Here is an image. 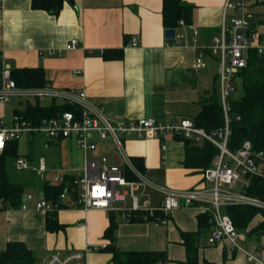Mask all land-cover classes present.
I'll return each mask as SVG.
<instances>
[{"label":"crops","instance_id":"1","mask_svg":"<svg viewBox=\"0 0 264 264\" xmlns=\"http://www.w3.org/2000/svg\"><path fill=\"white\" fill-rule=\"evenodd\" d=\"M183 1L193 9L191 22L178 23L175 27V35L184 40L183 44H178L174 38L164 36L162 0H65L57 13L34 9L31 0H0V88L5 67H42L46 84L84 90L87 99L102 105L112 119L153 117L172 122L183 117L193 118L212 87H217V70L210 66V61L216 62L214 57L205 52L206 67H195L197 45L210 44L212 37L219 33L225 0ZM249 3L251 23L264 35L261 22L264 0ZM234 13L231 9L226 11V23ZM193 30L198 31L197 44L192 41ZM133 36L138 41L136 46L129 44ZM71 38H77V48L63 50L60 55L49 54L50 50L63 48ZM109 49L122 51L121 57L104 58L101 51ZM77 70L80 73L77 74ZM36 101L41 106L61 104L47 97L25 102L13 99L0 102V118L9 122L13 112L24 110L27 102L34 104ZM37 134L42 133H28L22 137L31 136L26 146L38 140ZM42 135L44 150H52L51 154L39 155L45 159L48 178L56 175L58 169L64 175L79 176L89 161L102 162L104 159L107 164L122 165V155L110 140L94 138L95 149L84 152L71 137L53 140ZM19 140L18 154L36 164L39 156H32L26 147L19 152ZM122 146L146 180L137 183L133 192L137 196L138 209L132 210V198L126 186L118 187L124 196L114 203L116 209L110 211L83 210L70 205L67 197L62 200L65 206L55 212L60 226L47 230V213L34 208L40 193V188L34 186L27 191L24 189V194H31L26 209L21 205L0 209V249L9 241H21L38 262L57 249L68 252L102 242L109 246L112 242L105 236V229L112 220L116 247L165 251V264H184L186 250L181 232L196 231L198 215L202 213L193 206H180L169 213L166 223H160L148 215V210L153 209L155 215L163 217L159 206L165 196L164 190L202 186L203 172L183 164L184 141L176 137L156 139L130 135L123 138ZM135 156L142 158L143 171L134 164L132 158ZM127 172L133 177L128 178ZM125 176L137 180L128 169ZM118 209H126L130 214L123 216ZM255 217L249 227L262 218L260 215L254 220ZM209 233L210 225L201 231L198 239V264H203V260L216 264H254L247 260L244 249L254 243H264V236L255 239L244 232L243 249L227 239L210 244ZM86 260L88 264H111V252H91Z\"/></svg>","mask_w":264,"mask_h":264},{"label":"built area","instance_id":"2","mask_svg":"<svg viewBox=\"0 0 264 264\" xmlns=\"http://www.w3.org/2000/svg\"><path fill=\"white\" fill-rule=\"evenodd\" d=\"M258 0H225L223 20L219 33L214 35L208 45H197L199 50L195 67L204 68L207 63L205 52L214 57L217 64V93L224 116V125L213 131H206L197 126L192 118L183 117L172 122L159 121L153 117L112 119L105 113L102 105L91 103L87 99L84 90L73 88H56L49 84L40 87H21L11 78V69H3L4 82L0 88V102H8L16 99L21 102L35 100L37 98H50L75 106V110H63L58 114L42 118L37 123L27 120L20 110L11 114L9 122L0 118V156L6 144L19 140L28 133H42L50 139L73 138L75 145L83 150H93L96 147L94 137L100 140H110L119 149L123 162L122 165L107 164L103 159L86 162L82 173L73 177L68 189L74 192V197L62 192L61 201L68 197L69 204L83 210L102 209L115 210L114 203L123 199L124 193H120L118 187H128L132 198V210L139 208L137 196L133 193L135 185L145 183L144 176L133 165L130 157L124 152L122 140L124 137L135 135L137 137L148 136L163 139L166 136L181 137L194 143L207 140L218 148V153L213 157L211 164L203 172L204 184L184 190L165 189L164 199L159 206L163 217L155 215V210H148V215L160 223L167 222L169 213L180 206H193L202 214L208 215L210 233L207 238L210 244L227 239L235 247L243 249L245 233L236 230L230 216L225 212V207L231 204H247L264 209V200L247 194L245 188L249 185L251 176L264 175V151L254 149L252 142L245 139L235 150L227 146L231 133L229 128L228 113L230 110L229 99L239 86V74L247 66L251 52L257 55L264 53V35L260 34L250 20L249 2ZM231 9L236 12L225 21L226 11ZM182 25L184 22L179 21ZM198 31L193 30L192 41L196 43L195 36ZM175 42L183 44L184 40L175 35ZM138 45L136 37H132L129 43ZM78 47L77 38H71L63 48L50 50L49 54L60 55L63 50H71ZM103 51H101L102 53ZM76 73H80L79 70ZM161 147L164 149L165 145ZM14 167L18 171H30L39 181H50L58 184L64 174L58 173L52 178L47 177V167L42 156L37 158V163L32 164L22 154H18L14 161ZM126 169L130 170L137 180H129L125 176ZM138 181V182H137ZM34 202V208L48 213L54 209V205L44 198L40 190ZM26 197L22 201L21 208H27V201L31 194H23ZM11 207L8 200L0 197V209ZM123 216L130 212L126 209H118ZM108 244L105 242L87 244L80 250L63 252L54 250L48 257L34 264H88L87 254L105 250ZM246 258L254 264H264V246L254 243L248 249H244Z\"/></svg>","mask_w":264,"mask_h":264},{"label":"trees","instance_id":"3","mask_svg":"<svg viewBox=\"0 0 264 264\" xmlns=\"http://www.w3.org/2000/svg\"><path fill=\"white\" fill-rule=\"evenodd\" d=\"M65 0H31V7L57 13ZM193 6L183 0H162V23L164 28H175L180 20L189 24L191 22ZM264 23V20H261ZM103 50L104 58L122 55V51ZM239 86L230 97L229 128L227 146L235 150L241 142L248 139L254 149L264 151V53L257 55L250 53L247 66L239 74ZM11 78L21 87H40L46 84L42 67H21L11 69ZM239 92V93H238ZM75 110V106L51 103L49 106H41L37 101L32 104L27 102L23 116L32 123L39 122L42 118L58 114L63 110ZM20 113V110H16ZM197 126L206 131H213L224 125V116L219 102L217 87L213 86L205 97L201 110L192 118ZM184 141L183 164L186 167L204 172L211 164L213 157L218 153V148L211 142L204 140L194 143L191 140L176 137ZM18 141H10L6 144L0 156V197L8 200L11 207L20 206L24 194V185L14 182L8 173L10 162L18 155ZM134 164L144 170L143 160L140 157L132 158ZM127 177L132 178L130 172ZM73 176L64 175L58 184L50 181H39L38 186L43 192L44 198L54 205V209L46 215V228L53 230L58 228L55 212L65 206L60 199V194L66 192L69 197H74V192L68 189L72 184ZM33 186V187H34ZM245 192L264 200V175L251 176ZM225 212L230 216L236 230L246 232L247 236L259 239L264 236V209L247 204H231L225 207ZM261 214L262 218L252 227H249L252 219ZM114 222L111 220L105 229V236L111 239L112 244L105 250L111 252V264H165L167 256L165 251L151 250H123L113 244ZM209 226L208 215H198V229L196 231L181 232L186 250L184 264H198V239L201 231ZM264 246V243H263ZM36 258L33 252L21 241H9L5 248L0 249V264H34ZM203 264H216L203 260Z\"/></svg>","mask_w":264,"mask_h":264},{"label":"rangeland","instance_id":"4","mask_svg":"<svg viewBox=\"0 0 264 264\" xmlns=\"http://www.w3.org/2000/svg\"><path fill=\"white\" fill-rule=\"evenodd\" d=\"M210 66L211 69H216L217 70V64L216 62H211L210 61ZM215 67V68H214ZM212 71V70H211ZM239 93V92H238ZM37 139L36 141H34L33 144L28 143L27 146L25 144V142H30L29 139L31 136L27 135L24 138H21L19 140V152H23L24 147H26V150L28 149L31 153L32 156L36 157L39 156L40 154H51V148L44 150V145L41 142L43 139V135L42 134H37ZM95 140L98 139L97 137H94ZM8 173L10 175V178L14 181V182H21L24 185V189L25 191H27L28 189H33L34 184L38 185V180L34 175H31L30 171H18L16 170V168L14 167L13 162H10V165L8 167ZM125 188V187H124ZM124 188H121V190H123ZM34 200L32 199V201H30V203H32ZM29 203V204H30ZM124 202H118V204H123ZM261 214H258L254 220H256L257 218L260 217ZM253 224V223H252Z\"/></svg>","mask_w":264,"mask_h":264},{"label":"water","instance_id":"5","mask_svg":"<svg viewBox=\"0 0 264 264\" xmlns=\"http://www.w3.org/2000/svg\"><path fill=\"white\" fill-rule=\"evenodd\" d=\"M164 36L166 38H174L175 37V28H166L164 30ZM26 197L25 196H22V201H25Z\"/></svg>","mask_w":264,"mask_h":264}]
</instances>
